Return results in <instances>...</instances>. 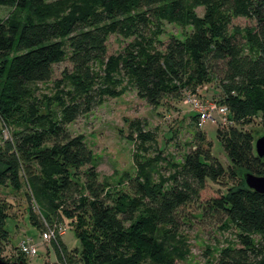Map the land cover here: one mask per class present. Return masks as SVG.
I'll return each mask as SVG.
<instances>
[{
  "label": "trees",
  "instance_id": "1",
  "mask_svg": "<svg viewBox=\"0 0 264 264\" xmlns=\"http://www.w3.org/2000/svg\"><path fill=\"white\" fill-rule=\"evenodd\" d=\"M0 6L15 12L0 22V52L8 55L0 59V185L26 186L29 220L55 232L50 242L59 264H140L147 257L152 264H174L186 250L168 247L157 232L163 227L177 233L181 208L194 203L238 229L237 243L224 247L216 264H264V193L241 176L264 175V157L257 155L253 133L235 120L217 129L227 166L199 130L168 186L141 172L128 179L127 191L116 192L100 178L85 138L67 130L106 97L117 96L121 77L156 106L215 80L223 94L215 101L227 105L231 117L260 116L264 126V0H0ZM25 10L29 16L20 19ZM235 18L255 25L234 26ZM166 21L189 28L165 42ZM111 34L131 39L118 55H108ZM66 44L71 87L60 88L55 114L34 86L51 80ZM12 122L16 127L8 136L4 131ZM147 127V119L129 123L142 143L156 140ZM227 176L238 182L224 190ZM65 217L79 218L74 228L80 251L61 238ZM5 219L0 207V255L10 233ZM21 260L26 256L20 251Z\"/></svg>",
  "mask_w": 264,
  "mask_h": 264
},
{
  "label": "rangeland",
  "instance_id": "2",
  "mask_svg": "<svg viewBox=\"0 0 264 264\" xmlns=\"http://www.w3.org/2000/svg\"><path fill=\"white\" fill-rule=\"evenodd\" d=\"M55 1V0H48ZM203 7L196 9L197 14L203 15ZM14 8L0 6V22L13 18ZM20 19L29 16L28 10L18 13ZM234 26L241 28L255 25L247 18H235ZM182 24L165 22L162 40L169 36L182 35L185 29ZM131 39L119 34H111L108 39V55H118ZM65 59L53 67L50 81L38 83L37 96L48 100L51 109L59 112L60 108L55 100L62 89L71 87L68 76L73 72V65L69 60L70 49L65 45ZM13 54V52L11 53ZM10 54V56H12ZM8 56L0 52V59ZM60 84V86H59ZM196 97L204 100H219L223 94L217 81L212 80L196 90ZM191 94L194 95L191 91ZM46 110V106L43 108ZM135 118L147 119V130H151L156 140L142 143L132 135L129 123ZM236 118V119H235ZM244 130L250 131L258 137L264 135V126L260 116L239 119L232 117ZM3 124L1 123V126ZM223 123L203 122L196 116L193 107L185 96L179 98L167 97L159 105H150L140 98L137 90L128 78L121 77L118 95L106 97L103 103L91 112L79 117L67 125L68 132L85 138L93 151L94 164L102 180L110 183L113 192L127 191V181L138 173L146 172L154 183L163 182L169 185V178L175 166L180 165L185 154L194 146L196 133H205L207 142L212 143L213 152L220 157L227 166L228 157L222 146L224 137L217 134V129L224 131ZM16 125L12 122L4 133L11 135ZM221 133L223 134V132ZM86 168V167H85ZM83 168V170L85 169ZM237 179L225 177L222 180L224 190L237 183ZM167 185V186H168ZM26 186L13 189L11 186L0 185V207L4 210L8 225L9 240L1 253L2 259L16 262L19 259V243L25 237H33L39 244L38 254L26 257V264H59L53 242L42 240V229L35 227L29 220V203L26 198ZM211 192V191H210ZM36 211L39 212L36 206ZM181 225L177 233H167L161 227L157 237L163 239L168 247L179 246L186 250L183 259H176L174 264H216L218 254L227 246L237 243L238 229L225 221L224 215L213 212L201 204H189L180 210ZM79 218H64L60 226L61 238L69 249H82V240L78 238L74 225ZM84 229L91 230L86 218ZM62 229L65 231L62 232ZM176 234V235H175ZM140 264H152L149 257L142 259Z\"/></svg>",
  "mask_w": 264,
  "mask_h": 264
},
{
  "label": "built area",
  "instance_id": "3",
  "mask_svg": "<svg viewBox=\"0 0 264 264\" xmlns=\"http://www.w3.org/2000/svg\"><path fill=\"white\" fill-rule=\"evenodd\" d=\"M187 102L193 107V110L199 114V118L203 122L211 121L213 123L230 124L233 122L230 110L227 105L220 104L215 100H204L196 97V94L185 95ZM62 228V227H61ZM60 228V232H61ZM65 229H62V232ZM55 235L53 230L42 232V240L50 241ZM39 244L35 242L33 237H25L19 243V250L26 256L31 257L38 254Z\"/></svg>",
  "mask_w": 264,
  "mask_h": 264
},
{
  "label": "water",
  "instance_id": "4",
  "mask_svg": "<svg viewBox=\"0 0 264 264\" xmlns=\"http://www.w3.org/2000/svg\"><path fill=\"white\" fill-rule=\"evenodd\" d=\"M257 155L264 157V135L258 137L255 141ZM246 185L258 193H264V175H257L252 172L245 171L241 174ZM0 264H26L24 261L8 262L0 258Z\"/></svg>",
  "mask_w": 264,
  "mask_h": 264
}]
</instances>
